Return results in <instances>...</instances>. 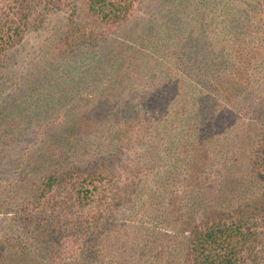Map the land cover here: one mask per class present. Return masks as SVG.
<instances>
[{
	"label": "trees",
	"instance_id": "obj_1",
	"mask_svg": "<svg viewBox=\"0 0 264 264\" xmlns=\"http://www.w3.org/2000/svg\"><path fill=\"white\" fill-rule=\"evenodd\" d=\"M139 2L0 0V264H264V0Z\"/></svg>",
	"mask_w": 264,
	"mask_h": 264
},
{
	"label": "rangeland",
	"instance_id": "obj_2",
	"mask_svg": "<svg viewBox=\"0 0 264 264\" xmlns=\"http://www.w3.org/2000/svg\"><path fill=\"white\" fill-rule=\"evenodd\" d=\"M147 1L148 0H140L136 8V15H140L143 13ZM82 2L83 0H73L74 7L80 8ZM67 20V12L51 15L43 26L38 27L37 29L34 28L28 33L25 41L20 47L6 55L4 63L7 66V70L5 71V73L13 70L15 72L8 77L11 80L10 82H3V97H9L12 94H17V96L14 95L13 98L18 99V101L24 99L27 94V85L32 81V73L40 69L42 70V68L44 67L43 64H45V61H47V59L49 58L52 30L64 29L63 26L66 24ZM13 77L15 84H13L12 82ZM1 79L2 78L0 77V80ZM10 122L13 124L12 119L10 120ZM10 122H8V124ZM45 130L46 128L42 130L38 129L36 130L37 132L35 134L27 133L26 135H24V137H22V141H20L21 144L19 148H21V145L22 147H26L28 145L31 149L30 151H32L36 146H33L32 143L35 142L37 138H42V136L46 134ZM4 132L5 131L2 130V133ZM20 155H22L21 152Z\"/></svg>",
	"mask_w": 264,
	"mask_h": 264
}]
</instances>
